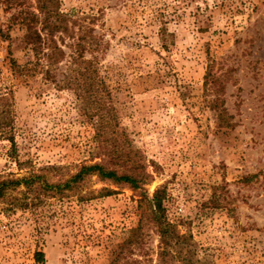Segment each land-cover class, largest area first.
I'll use <instances>...</instances> for the list:
<instances>
[{
    "label": "rangeland",
    "instance_id": "obj_1",
    "mask_svg": "<svg viewBox=\"0 0 264 264\" xmlns=\"http://www.w3.org/2000/svg\"><path fill=\"white\" fill-rule=\"evenodd\" d=\"M61 5L103 37L108 106L151 177L133 188L94 176L80 193L0 199V264H110L139 224L134 257L160 264L159 234L143 214L159 188L168 218L197 244L193 264H264V0ZM9 16L0 6V174L56 167V178L109 163L75 89L13 76L10 59L33 55Z\"/></svg>",
    "mask_w": 264,
    "mask_h": 264
},
{
    "label": "trees",
    "instance_id": "obj_2",
    "mask_svg": "<svg viewBox=\"0 0 264 264\" xmlns=\"http://www.w3.org/2000/svg\"><path fill=\"white\" fill-rule=\"evenodd\" d=\"M0 6L10 13L8 30L16 27L23 30L33 55V59L25 63H19L16 58L10 59L13 76L28 83L32 77L41 74L43 81L55 84L58 89H75L79 98L86 103L90 117L96 115L100 127L95 140L99 149L110 159L109 163H82L76 172L56 178V167L31 169L23 175L12 172L0 174V199H7L13 193L39 196L80 193L90 188L94 176L100 181L127 184L133 188L145 184L151 175L143 170L135 158V151L117 130L115 115L107 103L109 93L104 88L106 82L100 61L104 53L103 37L95 33L94 27L79 23L73 14L64 11L61 0H0ZM5 111L1 109L0 113L5 114ZM2 120L0 117L3 126L6 121ZM10 140L14 143V138L10 137ZM95 191L90 189L88 192ZM97 192L110 195L113 189L103 187ZM165 198V190L157 189L149 199V210L143 213L156 226L159 234L160 264H193L198 252L197 244L184 237L178 225L168 218ZM141 251L143 234L142 224H139L119 245L116 257L110 264H118L125 258H128L125 264H150L147 253L142 255L144 258L134 257ZM37 259L44 260V252L38 251Z\"/></svg>",
    "mask_w": 264,
    "mask_h": 264
}]
</instances>
